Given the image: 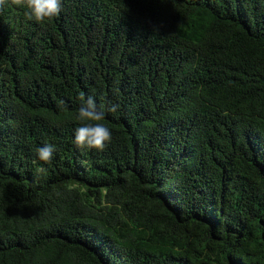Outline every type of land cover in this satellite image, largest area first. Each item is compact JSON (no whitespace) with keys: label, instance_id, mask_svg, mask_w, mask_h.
<instances>
[{"label":"trees","instance_id":"1","mask_svg":"<svg viewBox=\"0 0 264 264\" xmlns=\"http://www.w3.org/2000/svg\"><path fill=\"white\" fill-rule=\"evenodd\" d=\"M61 6L0 7V264H264V0Z\"/></svg>","mask_w":264,"mask_h":264},{"label":"clouds","instance_id":"2","mask_svg":"<svg viewBox=\"0 0 264 264\" xmlns=\"http://www.w3.org/2000/svg\"><path fill=\"white\" fill-rule=\"evenodd\" d=\"M5 4V0H0V7ZM10 4L16 7H26L25 13L28 20H34L37 23L51 21L59 16L62 11L61 0H10ZM80 107L78 109L77 120L81 126L74 132L73 143L78 149L104 151L112 138V133L108 127L100 123L105 119L107 113H114L118 110L119 104L107 101L98 106L92 96H79ZM63 104L64 102L61 101ZM55 146L45 144L36 149V158L44 164L52 161ZM43 167L38 169L42 173Z\"/></svg>","mask_w":264,"mask_h":264}]
</instances>
